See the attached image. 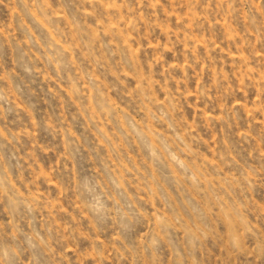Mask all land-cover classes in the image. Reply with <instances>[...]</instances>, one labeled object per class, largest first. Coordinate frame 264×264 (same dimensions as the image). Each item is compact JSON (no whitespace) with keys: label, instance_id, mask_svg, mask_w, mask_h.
Here are the masks:
<instances>
[{"label":"rangeland","instance_id":"obj_1","mask_svg":"<svg viewBox=\"0 0 264 264\" xmlns=\"http://www.w3.org/2000/svg\"><path fill=\"white\" fill-rule=\"evenodd\" d=\"M0 264H264V0H0Z\"/></svg>","mask_w":264,"mask_h":264}]
</instances>
